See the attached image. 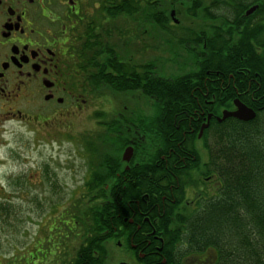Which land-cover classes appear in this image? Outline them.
<instances>
[{
  "label": "trees",
  "instance_id": "trees-1",
  "mask_svg": "<svg viewBox=\"0 0 264 264\" xmlns=\"http://www.w3.org/2000/svg\"><path fill=\"white\" fill-rule=\"evenodd\" d=\"M110 1L112 19L148 13L149 24L184 50L183 61L190 59L187 43L192 37L169 26L168 11L189 1L195 11L201 6L199 0ZM261 1L228 0L237 12L234 22L255 4L260 9L251 21L262 16ZM246 39L241 49H235L220 34L207 46V57L195 59V70L185 61L180 75L170 79L152 77L153 66L146 63L137 85L130 84V69L116 62L110 65L112 73L106 79L97 80L127 93L137 86L145 98L154 101L159 151L151 164L126 174L124 191H112L108 198L103 188V140L97 139L95 148L86 142L91 160L83 188L91 204L81 209L76 203V211L62 219L63 230H56L60 220L51 224L60 240L73 234V241H80L70 260L61 264H106V243L122 236L128 247L135 244L133 255L138 264H264V57L252 54ZM109 54H116L112 46ZM233 99L251 108L256 118L249 123L228 119L221 124L212 118L202 135L201 158L196 147L201 124L209 114L219 116L221 109H231ZM99 150L103 154L96 163ZM194 173L201 177L197 188ZM191 189L199 195L186 204L185 191ZM150 232L154 237L149 239L140 235Z\"/></svg>",
  "mask_w": 264,
  "mask_h": 264
},
{
  "label": "flooded vegetation",
  "instance_id": "flooded-vegetation-1",
  "mask_svg": "<svg viewBox=\"0 0 264 264\" xmlns=\"http://www.w3.org/2000/svg\"><path fill=\"white\" fill-rule=\"evenodd\" d=\"M261 2L263 14L258 16V19L251 21V18L255 16L254 13L260 9L257 4L256 11L250 16H245V13L254 5L247 8L241 15L248 18V22V19H242V17L238 18V22H234L237 12L228 0H199L201 6L195 10L204 15L206 21L203 19L196 22L197 25L179 27L180 31L183 30L192 37L187 43L190 60L196 58L201 60V57L205 59L208 55L207 46L215 43V39L220 34L225 35L235 49L242 48L240 46L247 36L246 40L251 45V53L257 56L262 54L264 57V48L261 47H264V0ZM110 4V0H0L1 215L5 210L9 213L7 209L11 197L9 195H12L15 188L20 191L25 190L29 186L31 188L33 180L38 181V185L44 184L46 180L45 168H38L39 171L35 173H31L27 168L18 176L10 172L9 168L14 167L15 156L12 150L1 151V149H8L10 145L8 140L12 132L8 133L6 126L11 127L13 122L19 123L25 131H31L29 141L32 146L44 142L47 138L52 141L58 140L63 128L74 129L75 123L83 114L87 116V123L88 121L93 123L89 129L81 132L86 142H88L87 138L92 137L89 133L95 130L102 131L96 136L99 139L103 137L104 143L111 142L112 136L118 137V141L122 144L121 153L116 154L115 157L110 156L109 153L104 156L103 188L108 198L112 191L125 190L127 173L137 172L143 165L151 164L157 155L160 145L157 121L151 119L146 121L141 118L127 120L122 117L124 114L119 112V109L124 111L129 109L131 114L133 110L137 113L138 99L141 101L144 97L142 91L137 89V86L134 90L130 89L129 94L135 98V104L128 107L127 91L111 90L102 81H97L106 79L112 73L110 65L116 62L121 63L122 68L130 69L128 83L137 85L138 75H142V64L136 62L132 65V56H126L123 50V54H118L115 49L119 45L113 42V40L120 41L118 42L120 46L126 43L127 21L132 20V17L127 19L123 15L112 19L109 15ZM191 4L190 1L185 2L181 7L184 13L194 16V13H191L194 8ZM171 11H173L172 8L169 13ZM180 12L175 10V13ZM134 16L136 22L137 16L141 15L138 13ZM224 19L225 24H223ZM116 21L120 22L122 28L113 32L111 25L116 24ZM137 24L141 26V23ZM170 25L177 27L172 23ZM135 28L134 37L140 40L136 25ZM245 31L248 32L244 33ZM111 46L115 55L109 54ZM243 51L245 49L241 52ZM247 56H250L249 52ZM194 62L188 63L192 70L196 69ZM131 69H134V75ZM154 75L157 74H154L153 66L151 76ZM113 94H118L126 100L113 103L111 98ZM147 100L148 107L144 108V112L156 106L153 100ZM95 101L99 103L95 104ZM95 105L102 106L99 112L102 115L101 118L93 117L96 114ZM145 121L149 123V126L143 127ZM134 133H141L146 140L149 139L157 145L154 155L148 157L145 162L135 159V145L140 147V144L136 137L133 139ZM77 136L73 135L72 138ZM139 140L142 138L139 137ZM199 140L201 141V138ZM197 142L198 140L196 144ZM197 149L199 150L198 146ZM128 154L129 159L126 160L124 155ZM193 175H195L197 188L201 184L196 181L201 177L196 173ZM86 176L84 175L85 180H87ZM202 179L205 178L202 177ZM85 183L83 182V185ZM198 195L197 189H191L190 192L186 190L184 201L187 200L186 204H188ZM144 222L149 223L148 220ZM137 230L140 231L139 228ZM140 235L146 239L154 237L151 232ZM118 241L117 247L130 254L133 262L138 264L133 255L135 244L131 243V247H128L124 236L118 238ZM139 256L143 259L142 255Z\"/></svg>",
  "mask_w": 264,
  "mask_h": 264
},
{
  "label": "rangeland",
  "instance_id": "rangeland-1",
  "mask_svg": "<svg viewBox=\"0 0 264 264\" xmlns=\"http://www.w3.org/2000/svg\"><path fill=\"white\" fill-rule=\"evenodd\" d=\"M157 5L160 6L161 3ZM181 6L175 5L172 8L174 18L178 21L176 28L181 25L182 27L197 25L196 22L203 19L206 21L204 15L199 11H192L194 16L192 14L188 15L184 13ZM175 10L181 12L175 13ZM149 16L151 15H148V13L146 15L141 13L140 17L137 16L138 20L136 22L135 16L132 20L127 21L128 39L122 46L118 43L120 41L113 40L121 47L119 49V46H117L115 50L118 54H123L124 51L126 56H132V65L136 62L142 65L151 63L154 66V74H159V76L154 75L153 77L164 79L176 77L180 75L182 65L195 60H190L191 57L189 56L190 59L184 58L187 62L183 61L184 50L177 47L172 40L164 39L153 25L149 24ZM115 23L111 25V31L113 32L121 27L120 22L116 21ZM137 23H141V26ZM135 25L137 32L140 33V40L134 37ZM127 95L129 98L127 97L126 100L118 94H113V97H111L112 102H124L126 100L128 107L134 106L135 98L131 97L130 94ZM97 103L99 101H95V104ZM145 107H148V100L142 97L141 101L138 99L137 113L133 110L131 114L129 109L126 111L119 109V112L124 114L122 117L127 120L139 118L146 121H149V119L156 120L157 106H153L147 112L143 111ZM101 110L102 106L95 105V113L101 112ZM93 117L95 118V116ZM86 119V114H83L75 123L74 129L70 127L63 128L62 135L58 140L52 141L47 138L39 144L34 143L35 146H32L29 141L31 131H25V128L16 122L11 123V127L10 125L6 126L8 133L12 132V135L9 136L10 145L8 149H1V151L10 149L15 156L14 167L9 168L10 172L14 176H18L22 170L27 168L30 169L31 173L38 172V168H45L48 175L46 174L44 184L38 185V181L33 180L31 188L29 186V188L21 191L15 188L12 195H9L11 196L7 205L9 213H6L5 210L0 215V264H39L40 262L42 264H61L65 260H70L73 251L78 247L80 241H73V234L71 237L68 236L66 239L60 240L55 232L57 229H64L62 219L67 218L68 215L76 211V203L81 209L91 204L88 202V195L86 196L83 188L84 175H86L88 169L87 162L91 159L86 148L88 145H86L85 138L81 136V132L93 125L90 121L87 123ZM146 121L143 127L149 126ZM97 133H102V131L97 132L95 130L89 133L92 137L87 138V140L91 148L98 145V141H96L99 139L96 136ZM73 135L78 136L72 138ZM135 137L140 144V147L135 145V159L145 162L148 157L154 155L157 145L149 139L146 140L141 133H134L133 139ZM139 137L142 140H139ZM100 139L103 140V137ZM197 143L200 153H202L203 142L199 140ZM121 151L122 144L118 141V137L112 136L111 142H103V156L109 153L110 156L115 157ZM96 152H99L98 156ZM96 152L95 160L97 163V161L100 162L99 159L103 153L101 150ZM203 156L204 153H202ZM25 162L28 163L25 164ZM57 220H60L57 222L59 224L58 228L56 230L55 228L52 229V222ZM117 242H119L118 239H114L106 245L109 254L106 264H136L131 259L130 254L117 247ZM56 245H58L57 251L54 250ZM40 252L45 256L39 255ZM54 254L57 255V259ZM45 257L46 260H44ZM185 264L191 263L187 261Z\"/></svg>",
  "mask_w": 264,
  "mask_h": 264
},
{
  "label": "water",
  "instance_id": "water-1",
  "mask_svg": "<svg viewBox=\"0 0 264 264\" xmlns=\"http://www.w3.org/2000/svg\"><path fill=\"white\" fill-rule=\"evenodd\" d=\"M256 7L251 8L250 10H248L246 12V16L250 15L251 13H253L255 11ZM174 13H171V17L173 18ZM173 22L177 24V21L173 19ZM233 104L235 106V111H222L221 114V118H216L217 122H222L227 118H233L236 119L240 122H250L252 120L255 119V112L252 111L251 109L247 108L246 106H244L243 104H241L238 100H234ZM210 119V115H208L207 117V124L203 125L199 131L198 134V138L201 137L202 131L208 127V121ZM126 154V153H125ZM124 158L126 160L129 159V154L128 155H124Z\"/></svg>",
  "mask_w": 264,
  "mask_h": 264
}]
</instances>
